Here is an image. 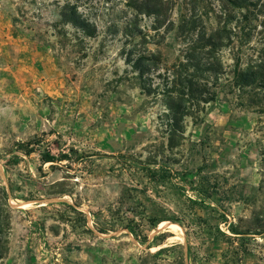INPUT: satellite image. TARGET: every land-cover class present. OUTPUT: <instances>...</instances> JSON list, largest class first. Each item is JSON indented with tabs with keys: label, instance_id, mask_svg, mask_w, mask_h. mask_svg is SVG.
Listing matches in <instances>:
<instances>
[{
	"label": "rangeland",
	"instance_id": "obj_1",
	"mask_svg": "<svg viewBox=\"0 0 264 264\" xmlns=\"http://www.w3.org/2000/svg\"><path fill=\"white\" fill-rule=\"evenodd\" d=\"M75 1L0 0V264H264V233L229 228L264 230V113L228 86L237 59L264 61V0L221 19L218 0H165L161 18L136 15L127 46L128 0H77L92 36L56 15ZM218 23L223 89L170 147L124 50L160 54L163 74Z\"/></svg>",
	"mask_w": 264,
	"mask_h": 264
},
{
	"label": "trees",
	"instance_id": "obj_2",
	"mask_svg": "<svg viewBox=\"0 0 264 264\" xmlns=\"http://www.w3.org/2000/svg\"><path fill=\"white\" fill-rule=\"evenodd\" d=\"M263 0H218L219 11L216 13L218 19L226 16V8L244 10L247 14L260 12ZM262 2V3H261ZM165 0H128L126 6L133 13L125 25V45H129L139 37L136 30L134 18L136 15L152 16L159 19L164 10L173 9ZM77 0L73 3L66 2L56 14L64 23L82 31L87 36H92L96 26L90 19L79 11ZM176 31L179 32L185 25L183 16H179ZM174 26L169 31L174 30ZM192 30L191 32H193ZM230 32L226 24L218 23L209 33H198L192 39L185 51L175 62L164 69L163 74L155 76L156 70L162 64L161 55L155 52L136 53L131 47L124 50V61L135 73L140 93L159 99L163 107L158 116L159 125L167 135V143L170 147L178 145V139L184 134V120L203 111L204 106L217 99L219 91L223 89L222 80L227 72L220 57V51L230 43ZM231 80L228 86L235 90L239 97L247 96L246 107L258 113H264V61H253L242 65L236 60L230 71ZM158 82L153 86V80ZM228 79V78H226ZM66 157V156H65ZM65 158L46 156L44 163H53ZM8 194L0 187V260L3 258L6 246L5 236L9 231L11 207ZM234 235H260L264 230L257 233L237 232L233 225L229 226Z\"/></svg>",
	"mask_w": 264,
	"mask_h": 264
}]
</instances>
